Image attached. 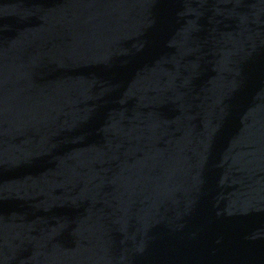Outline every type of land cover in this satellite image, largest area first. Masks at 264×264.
Returning a JSON list of instances; mask_svg holds the SVG:
<instances>
[{"label": "water", "instance_id": "water-1", "mask_svg": "<svg viewBox=\"0 0 264 264\" xmlns=\"http://www.w3.org/2000/svg\"><path fill=\"white\" fill-rule=\"evenodd\" d=\"M0 264H264V0H0Z\"/></svg>", "mask_w": 264, "mask_h": 264}]
</instances>
